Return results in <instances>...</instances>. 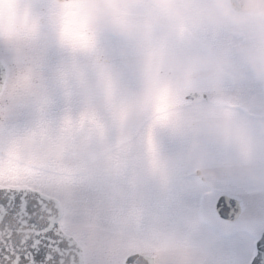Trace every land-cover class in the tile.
I'll return each instance as SVG.
<instances>
[{"label":"snow or ice","instance_id":"snow-or-ice-1","mask_svg":"<svg viewBox=\"0 0 264 264\" xmlns=\"http://www.w3.org/2000/svg\"><path fill=\"white\" fill-rule=\"evenodd\" d=\"M4 3L0 0V5ZM87 7L85 0L48 6L57 43L42 47L45 65L53 49L60 55L55 70L79 54L108 63L100 38L88 27ZM112 7L119 14L124 11ZM15 15L10 9L9 26ZM4 29L0 9V32ZM205 38L226 44L233 34L212 29ZM156 63L153 51L150 67ZM83 82V74L76 79L62 74L52 97L32 109L0 104V264H167L156 241L168 232L179 243L191 245L198 233L229 230L220 218L234 211V197L222 189L224 179L190 192L167 157L199 153L201 145L217 150L206 137L195 135L194 125L206 105L223 117L231 115L233 108L247 113L242 104L233 103L240 85L226 77L212 83L163 84L145 73L139 81L145 95L138 118L130 121L114 102L117 88L112 73L104 85L103 109L95 101L74 105L76 89ZM58 95L64 107L53 114ZM184 108L188 118L180 115ZM26 114L31 118L22 122ZM27 133L56 139V154L26 153ZM225 140L224 150H228L231 134L227 131ZM255 147L248 138L241 152L252 157ZM105 161L111 163L112 175L101 172ZM65 185L73 190L71 197L63 193ZM114 187L121 189L120 198ZM190 215L200 222L191 223ZM124 217L134 221L131 232L121 223ZM186 264H211V257L194 252ZM241 264H264V236L249 245Z\"/></svg>","mask_w":264,"mask_h":264},{"label":"clouds","instance_id":"clouds-1","mask_svg":"<svg viewBox=\"0 0 264 264\" xmlns=\"http://www.w3.org/2000/svg\"><path fill=\"white\" fill-rule=\"evenodd\" d=\"M53 2L63 4L67 0ZM85 2L88 5L89 29L99 38L114 34L124 42L119 50L122 62L139 81L149 73L163 84L201 80L212 83L226 77L240 85L250 73L257 81L264 82V0ZM113 5L120 6L123 13L114 11ZM0 9L5 21V29L0 32V49L7 53L0 56V104L32 109L52 97L62 74L72 79L83 74V85L76 89L75 98L79 104L89 101L105 104L104 85L110 72L117 88L114 102L127 112L130 121L138 118L144 89H126L120 74L110 63H96L79 54L75 58L69 57L59 70L53 72L42 62V47L57 43V32L48 8L41 13L37 12L32 0H5ZM10 9L16 15L14 23L9 26L7 16ZM212 29L231 33L233 39L226 44L214 43L205 38L211 36ZM133 45L136 50L130 47ZM153 51L157 63L150 67ZM233 103L242 104L248 112L233 108L231 115L223 117L212 106L206 105L194 125L195 135L206 137L217 150L201 145L199 153L181 152L167 157L174 170L181 174L186 190H198L205 184L229 176L264 181V169L259 168L252 157L241 152V145L248 138L254 143H264V110H259V102L239 97L234 98ZM180 115L188 118L190 114L184 108ZM226 131L231 134L228 150H224ZM58 148L59 142L54 138L32 133L24 136L23 149L28 154L50 157ZM96 150L99 151L98 148ZM100 167L103 174H113L110 162L105 161ZM113 192L117 198L123 195L119 187H114ZM63 193L71 197L73 190L65 185ZM189 218L193 224L200 222L194 215ZM121 223L129 232L133 230L131 217L122 218ZM156 243L167 264H186L194 252L210 255L218 244V238L210 232H202L195 235L191 245H184L168 232Z\"/></svg>","mask_w":264,"mask_h":264},{"label":"rangeland","instance_id":"rangeland-1","mask_svg":"<svg viewBox=\"0 0 264 264\" xmlns=\"http://www.w3.org/2000/svg\"><path fill=\"white\" fill-rule=\"evenodd\" d=\"M35 1V9L37 12H44L48 8V6L53 2V0H32ZM124 45V42L120 40L119 37L115 36L114 34H105L100 38V47L104 53V57L108 63L113 65V67L118 71L121 76L122 84L126 89L131 88H138L139 87V80L136 78L135 73L126 68L124 63L122 62L120 56V48ZM133 47L136 50L135 46ZM6 51L4 49H0V56L6 55ZM60 62V55L57 50L53 49L50 51L48 56L47 66L53 72L56 69V66ZM255 79V78H254ZM256 80V79H255ZM74 105L78 106L79 103L76 98H74ZM97 106L100 109H103V104L97 103ZM64 102L62 95H58L57 97V104L53 110V114H59L63 110ZM28 119L23 118L22 122H26ZM222 189L231 192L233 195L239 196L242 200L248 197H252L254 195H259L261 190L258 189H251V190H244L241 188L232 189L226 183V178H224V183L222 184ZM189 191V190H188ZM197 190H192L190 192H195ZM257 202L254 201L253 205L250 207L252 213L245 211V216L238 219V229H241L242 222L245 219H249V223L251 225L250 232H249V243L251 244L252 239L258 234L261 225L264 224V220H262L258 216V208ZM213 234L215 232V236L218 239V244L210 254L211 257V264H235L234 256L232 255V249L228 244V238L226 235L227 231L224 230H211L209 231Z\"/></svg>","mask_w":264,"mask_h":264},{"label":"flooded vegetation","instance_id":"flooded-vegetation-1","mask_svg":"<svg viewBox=\"0 0 264 264\" xmlns=\"http://www.w3.org/2000/svg\"><path fill=\"white\" fill-rule=\"evenodd\" d=\"M32 3L33 5H36L35 1H32ZM235 94L245 101L259 102V110H264V82L255 80L254 76H252L250 73L247 79L240 84L239 90ZM252 158L255 160L259 168L264 169V143H256ZM226 183L232 189L241 188L244 190H261L259 195H254L243 200L239 196L233 195V197L239 201L241 211L239 215L233 220H222L225 224L230 226L229 230L226 232V235L228 238L227 242L232 249V255L234 256L235 264H241L242 257L247 252L250 245L249 232L251 225L249 223V219L247 218L243 220L241 229H238L239 227L237 222L239 218L245 216V211L249 212L254 201H256L258 204V216L264 220V181L240 179L229 176L226 177ZM249 213H252V210H250ZM263 231L264 224L261 225L258 234L252 239L251 244L254 243L255 239H257ZM213 234H215V232H213Z\"/></svg>","mask_w":264,"mask_h":264},{"label":"water","instance_id":"water-1","mask_svg":"<svg viewBox=\"0 0 264 264\" xmlns=\"http://www.w3.org/2000/svg\"><path fill=\"white\" fill-rule=\"evenodd\" d=\"M241 211V206L239 204V201L234 197V211L228 215L221 216L220 219L225 220V221H230L235 219ZM260 236H264V231L260 234ZM258 237V239L260 238Z\"/></svg>","mask_w":264,"mask_h":264},{"label":"trees","instance_id":"trees-1","mask_svg":"<svg viewBox=\"0 0 264 264\" xmlns=\"http://www.w3.org/2000/svg\"><path fill=\"white\" fill-rule=\"evenodd\" d=\"M24 118H25V119H30L31 116H30V114H26Z\"/></svg>","mask_w":264,"mask_h":264}]
</instances>
